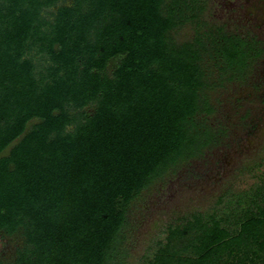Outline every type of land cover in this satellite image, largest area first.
<instances>
[{"label":"trees","instance_id":"1","mask_svg":"<svg viewBox=\"0 0 264 264\" xmlns=\"http://www.w3.org/2000/svg\"><path fill=\"white\" fill-rule=\"evenodd\" d=\"M207 0H0V264H124L131 203L219 145L211 92L264 45ZM190 25L192 35L174 33ZM195 212L147 264H264V197ZM239 202V201H238ZM232 219H229V216Z\"/></svg>","mask_w":264,"mask_h":264},{"label":"rangeland","instance_id":"2","mask_svg":"<svg viewBox=\"0 0 264 264\" xmlns=\"http://www.w3.org/2000/svg\"><path fill=\"white\" fill-rule=\"evenodd\" d=\"M206 18L229 31L255 35L264 45V0H207ZM191 35L190 25L174 33L178 41ZM211 100L216 111L210 120L225 128L221 143L131 203L124 264H147L169 224L198 211L238 214L254 194L258 201L264 197V56L247 82H228L211 92ZM20 243L18 236H0V258L11 260Z\"/></svg>","mask_w":264,"mask_h":264}]
</instances>
